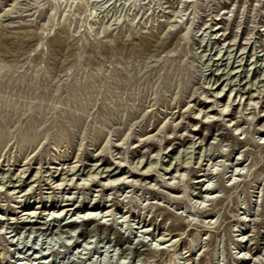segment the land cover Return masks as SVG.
Returning a JSON list of instances; mask_svg holds the SVG:
<instances>
[{"label": "rangeland", "instance_id": "rangeland-1", "mask_svg": "<svg viewBox=\"0 0 264 264\" xmlns=\"http://www.w3.org/2000/svg\"><path fill=\"white\" fill-rule=\"evenodd\" d=\"M0 264H264V0H0Z\"/></svg>", "mask_w": 264, "mask_h": 264}, {"label": "bare ground", "instance_id": "bare-ground-1", "mask_svg": "<svg viewBox=\"0 0 264 264\" xmlns=\"http://www.w3.org/2000/svg\"><path fill=\"white\" fill-rule=\"evenodd\" d=\"M222 90V89H221ZM37 139V135H35V136H24L23 137V140L24 141H26V142H34V140H36ZM64 139V138H63ZM135 169H136V167H135ZM133 171V170H132ZM149 171V170H148ZM131 172V171H130ZM144 172H145V170H144ZM97 173V172H96ZM120 172L118 171V169L114 172V174L113 175H116V174H119ZM146 173H147V171H146ZM146 173H144V174H146ZM120 176V175H119ZM121 177V176H120ZM120 177H117L118 179L120 178ZM210 186V185H209ZM209 186H207L206 187V189H205V191H207V193L209 194L210 193V187ZM170 188L171 189H175V187L174 186H170ZM214 196V195H213ZM210 198V197H209ZM203 200H206V199H203ZM41 202V201H40ZM59 203V202H58ZM64 205H68V204H64ZM63 205V206H64ZM74 205L75 204H73L72 205V208L74 207ZM57 206H59V208H61V207H63L62 206V203H60V204H51V206L49 207V209L50 208H55L53 211H48L47 213H48V215L50 214V212H52V214H55V213H57V212H63L64 211V209H56V207ZM101 207V204L100 203H95V204H90L89 205V208H88V210L89 211H87V213H89L90 215H89V217H87V219H89V218H91V219H97V215H98V213H99V208ZM65 208H67L68 210L70 209L71 210V208L70 207H65ZM46 209V208H45ZM107 211V210H106ZM55 212V213H54ZM25 213H28V214H30L31 212H25ZM32 214V213H31ZM84 219H82L81 221H83ZM25 221V220H24ZM28 222H30V220L28 221ZM75 222H77V220H68V221H66V223L68 224V225H71V224H73V223H75ZM47 222L45 221V224H46Z\"/></svg>", "mask_w": 264, "mask_h": 264}]
</instances>
